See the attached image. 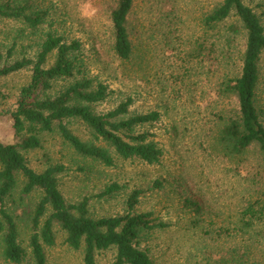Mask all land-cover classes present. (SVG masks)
<instances>
[{
    "label": "rangeland",
    "instance_id": "obj_1",
    "mask_svg": "<svg viewBox=\"0 0 264 264\" xmlns=\"http://www.w3.org/2000/svg\"><path fill=\"white\" fill-rule=\"evenodd\" d=\"M118 1L38 0L37 5L50 10L49 22L54 21V29L82 43L87 76L109 87V98L95 107L98 113H107L129 98L133 101L131 115L160 113L159 121L143 130L149 131L162 149V163L149 166L115 157L114 168L92 165L58 135H48L41 149L27 154L30 167L38 173L50 166L64 167L59 178L65 199L70 204L90 199L93 217L125 214L127 198L140 190L137 212L152 213L156 221L167 225L143 242L155 264H221V257L230 260L232 251L242 254L246 248L251 255L246 264H264V226L257 225L244 235L235 232L241 226V213L251 193L253 197L255 193L217 150L225 120L238 114V100L225 94L224 82L240 76L246 32L233 37L223 25L205 36L203 18L222 0H137L130 16L134 56L124 62L113 50L111 14ZM244 2L264 25V1ZM49 22L41 31L21 35L20 23L0 19V50L6 54L17 42L9 63L36 54L43 33L51 27ZM230 23L238 24L236 20ZM53 62L54 56L48 65ZM261 73L264 106V55ZM31 75L28 68L0 81V143L17 141L11 113ZM70 128L81 140L91 141V132L84 124L72 122ZM247 156L243 176L249 170L253 174V166L258 163L257 151L252 149ZM88 166L92 170L85 171ZM156 182L162 187H153ZM115 183L122 187L120 193L98 198ZM197 195L204 209L200 218L183 207L186 196ZM39 199L40 194H33L21 202L19 192L14 196L25 248L32 210ZM196 219L202 220L201 225L191 224ZM220 230L234 232L232 237L223 232L216 236ZM55 231L57 244L47 253L48 264H83L82 251H73L65 244L66 234L58 226ZM115 256L116 249L102 251L97 255V264H113ZM0 264L9 263L0 257Z\"/></svg>",
    "mask_w": 264,
    "mask_h": 264
},
{
    "label": "trees",
    "instance_id": "obj_2",
    "mask_svg": "<svg viewBox=\"0 0 264 264\" xmlns=\"http://www.w3.org/2000/svg\"><path fill=\"white\" fill-rule=\"evenodd\" d=\"M37 2L0 0V19L20 23L21 35L41 31L51 14ZM136 2L119 0L111 14L113 50L124 62L131 61L134 56L130 16ZM230 20H236L238 24H228ZM202 23L205 36L223 25L226 33L233 37L243 30L246 32L240 76L224 82L225 94L238 100V114L225 120L217 139L218 154L235 166L238 176L249 182L255 193L254 197L251 193L252 198L241 213V226L235 230L244 235L257 225L264 226V106L260 94L264 25L244 0H222ZM49 25L51 27L43 33L33 57L9 63L16 41L6 54L0 50V81L28 68L32 70L30 82L20 90L16 109L11 113L17 141L0 143V257L9 264H48L47 253L57 244L55 227L58 226L66 234L65 244L73 251H82L83 264H97V255L110 249H116L113 264H155L150 249L143 247V242L152 232L163 230L167 225L156 221L152 213L137 212L140 190L133 191L127 198L125 214L93 217L89 209L90 199L78 204H70L65 199L59 178L64 167L50 166L41 173L30 167L27 154L41 149L48 135H58L84 160L105 168L115 167V157L125 161L137 160L149 166L160 165L164 157L151 133L143 130L147 125L157 123L160 113L131 115L129 108L133 101L130 98L107 113H98L95 107L109 98V87L100 82L96 84L87 76L82 43L60 34L53 27L54 21ZM52 56L54 62L48 65ZM72 122L87 126L91 141L76 136L70 128ZM252 149L257 151L258 163L253 166V174H249V170L243 176L247 155ZM89 170H92L90 166L85 169ZM153 187L161 188L162 185L156 182ZM121 190L120 185L112 184L98 198H111ZM18 192L21 202L26 196L40 194L32 210L27 248L19 228L21 216L15 207L14 196ZM10 201L12 205H9ZM183 207L198 218L204 210L202 198L198 195L186 196ZM201 223V219H196L191 224L197 226ZM222 232L232 237L234 231L220 230L216 236L220 237ZM231 253L230 260L221 257V264H246L251 259L247 248L242 254L237 250Z\"/></svg>",
    "mask_w": 264,
    "mask_h": 264
}]
</instances>
